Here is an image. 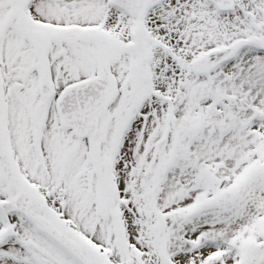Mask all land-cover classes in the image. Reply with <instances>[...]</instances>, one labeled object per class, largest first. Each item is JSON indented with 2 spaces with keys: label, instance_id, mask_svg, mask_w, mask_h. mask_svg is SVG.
I'll return each mask as SVG.
<instances>
[{
  "label": "snow or ice",
  "instance_id": "snow-or-ice-1",
  "mask_svg": "<svg viewBox=\"0 0 264 264\" xmlns=\"http://www.w3.org/2000/svg\"><path fill=\"white\" fill-rule=\"evenodd\" d=\"M0 264H264V0H0Z\"/></svg>",
  "mask_w": 264,
  "mask_h": 264
}]
</instances>
